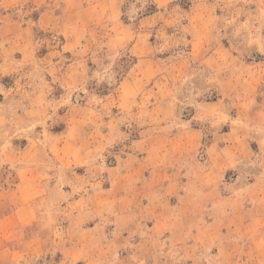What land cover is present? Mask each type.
I'll list each match as a JSON object with an SVG mask.
<instances>
[{
	"label": "rangeland",
	"instance_id": "374dc122",
	"mask_svg": "<svg viewBox=\"0 0 264 264\" xmlns=\"http://www.w3.org/2000/svg\"><path fill=\"white\" fill-rule=\"evenodd\" d=\"M191 16L212 32L195 56ZM194 129L195 149L174 148L197 141L182 133ZM0 152V187L35 177L38 207L58 210L124 189L125 174L148 190L163 170L200 161L215 192L192 202L241 221L247 203L231 194L242 179L264 178V0H0ZM158 191L143 201L157 204ZM63 229L45 232L68 244ZM139 239L131 243L140 258ZM102 242L101 256L110 246ZM52 248L45 263L63 264ZM124 249L96 264H132Z\"/></svg>",
	"mask_w": 264,
	"mask_h": 264
},
{
	"label": "crops",
	"instance_id": "0c3cea01",
	"mask_svg": "<svg viewBox=\"0 0 264 264\" xmlns=\"http://www.w3.org/2000/svg\"><path fill=\"white\" fill-rule=\"evenodd\" d=\"M193 8L196 10L197 6ZM198 23L199 19L191 16L189 53L194 56L211 46L210 25ZM185 132L195 134L197 141L177 143L174 148L195 149L201 133L195 129L182 133ZM141 166L142 161L139 168ZM207 171L206 163L191 160L185 168L163 170V181L148 190L144 183L125 174L119 179L123 180L124 189H115L114 184L103 191H91L59 210L52 206L38 207L45 197L36 191L35 177L25 176L28 181L24 179L15 189L0 187V264H46L47 254L56 249L52 248L54 245L59 248L61 257L63 255L61 259H65L63 264H96L107 252L117 255L122 247L125 248L124 259L132 264H203L206 260L209 264H230L228 258L235 264H264V221L260 222L264 217L261 206L264 178L242 179L244 186L231 194V199L247 203L238 209L237 215L242 220L232 225L222 222L219 209L199 208L192 202L195 196L209 198L215 192L205 184ZM158 188L161 195L157 204L145 203L143 199L152 196V190ZM104 198L106 200H101ZM64 223L66 226H62ZM107 224L113 228L106 229ZM54 227L55 230L63 227L68 232V244L56 243L55 238L47 237L46 229ZM107 234L111 235V240L104 244L102 239L107 238ZM135 236L140 238L139 245L144 243L147 247L140 252V258L135 247L132 249ZM233 237L238 247L236 253L229 244ZM100 241L104 246L110 243L109 250L102 256L94 251Z\"/></svg>",
	"mask_w": 264,
	"mask_h": 264
}]
</instances>
